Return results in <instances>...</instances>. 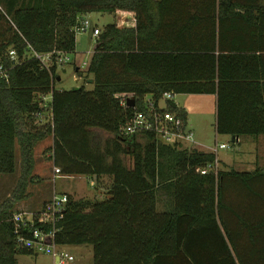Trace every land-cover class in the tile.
<instances>
[{
  "label": "trees",
  "instance_id": "trees-1",
  "mask_svg": "<svg viewBox=\"0 0 264 264\" xmlns=\"http://www.w3.org/2000/svg\"><path fill=\"white\" fill-rule=\"evenodd\" d=\"M0 4V174L16 171L18 147L15 197L25 198L35 147L52 138L62 174L111 178L104 199L69 194L58 244L91 245L93 264H264V167L201 173L214 152L165 143L151 130L123 133L147 96L158 104L173 91L216 94L219 134H264V0ZM117 10L135 12L136 26L110 23L96 37L83 71L93 88L56 89L58 66L50 72L29 52L74 53L79 16ZM124 95L135 105L122 104ZM166 109L187 122L182 107ZM14 214L8 201L0 205V264L32 254L19 245Z\"/></svg>",
  "mask_w": 264,
  "mask_h": 264
},
{
  "label": "rangeland",
  "instance_id": "rangeland-1",
  "mask_svg": "<svg viewBox=\"0 0 264 264\" xmlns=\"http://www.w3.org/2000/svg\"><path fill=\"white\" fill-rule=\"evenodd\" d=\"M87 18L95 25L98 24L103 28L110 23L116 21L114 12L111 11H94L87 14ZM76 51L69 53V61H65L59 64L57 67V74L61 79H57L55 82L56 89H73L85 85L86 88H93L83 73L88 61L91 57V50L96 45V38L90 37V31H78L76 33ZM79 67L80 70H77ZM79 74H82L79 76ZM51 95V94H49ZM210 98V99H208ZM205 100H188L189 106L192 108V116L197 121V131L195 129V138L203 141L205 145L204 149L208 150L214 146L215 142H224L229 144V148L220 149L217 153L218 169L234 168L239 170H253L256 167H264V151L260 149L256 150L254 144L248 143L244 146H238V142L232 144V137L230 135L217 134L215 131V115L214 108H212L211 97ZM51 100V96L44 99L46 103ZM166 99L160 100V105L163 107L166 104ZM185 101V95H175V102L178 105L183 104ZM187 101V100H186ZM41 117L46 120H50V110L46 109ZM111 134L104 131H100V136L104 140ZM218 136V137H216ZM235 142V140H234ZM53 141L51 138L39 142L34 151V166L31 170V174L35 175V181H29L27 178L28 187L24 194L25 198H17V185L21 180L22 163L19 148L17 147V160L16 171L14 173L0 174V205L8 201L11 206V210L14 213L23 210L39 211L43 208L44 199L48 200L53 196V193H67L72 195L76 199H104L106 191L111 184V178L109 176H102L101 179L96 180L93 178L91 182L89 176H79L75 179H51L48 182H41L39 177L50 176L51 167L54 164L53 159ZM124 158L128 165L133 164L132 154L126 152ZM29 175V176H30ZM42 175V176H41ZM66 190V191H63ZM74 191L70 193L68 191ZM47 201V202H48ZM46 202V203H47ZM75 258L71 262L66 264H93V251L91 247L85 245H68L65 246ZM80 254V255H79ZM17 264H53V257L50 253H32V254H20L17 256Z\"/></svg>",
  "mask_w": 264,
  "mask_h": 264
},
{
  "label": "built area",
  "instance_id": "built-area-1",
  "mask_svg": "<svg viewBox=\"0 0 264 264\" xmlns=\"http://www.w3.org/2000/svg\"><path fill=\"white\" fill-rule=\"evenodd\" d=\"M0 9L4 10L0 4ZM74 30L90 31L93 36H98L102 31L99 26H95L89 18L79 17L78 24ZM9 57L13 61H18V52L16 49L9 50ZM68 52L62 50H51L47 52H38L32 50L29 57H35L39 60L40 66L51 72L55 65L69 61ZM0 74L7 77V68L0 64ZM176 93L173 91H165L162 98L172 100ZM47 95H44V99ZM132 95H124L122 104H127L128 99ZM146 108L136 112L134 118L124 128L123 133L126 135L134 134L138 131L151 130L155 132L157 137L169 144L179 147L196 148V138L194 130L187 126L181 116L176 112L167 110L159 103H155L146 98ZM229 144L224 142H216L213 152L216 154L214 162L200 169L201 173L210 171H218L217 153L220 149L227 148ZM56 173H61L59 167L54 166ZM93 183V182H92ZM69 200L67 193H53L51 199L43 205L39 211L23 210L14 214V232L16 234L19 245L32 253H50L53 257V264H66L74 260L75 256L69 252L64 246L56 241V233L59 230L58 222L63 218V212ZM37 215V216H35Z\"/></svg>",
  "mask_w": 264,
  "mask_h": 264
},
{
  "label": "crops",
  "instance_id": "crops-1",
  "mask_svg": "<svg viewBox=\"0 0 264 264\" xmlns=\"http://www.w3.org/2000/svg\"><path fill=\"white\" fill-rule=\"evenodd\" d=\"M115 13V16H116V21H115V23L117 24V26L118 27H135L136 26V17H135V12H133V11H129V10H117L116 12H114ZM80 17V16H79ZM81 17H87V14H82L81 15ZM98 24H95V26H97ZM90 37L91 38H96L97 36H93L92 35V32H90ZM96 46V45H95ZM94 49H95V47L90 51L91 52V54L93 53V51H94ZM79 76H80V74H79ZM58 79H61L60 78V76L58 77ZM89 80V79H88ZM91 84H93V83H91ZM94 85V84H93ZM180 94V93H179ZM182 95H185V101H184V103L182 104L181 103V105H178V102H175V97L172 99V100H167L166 101V104H165V106H163V107H167V105H168V103L170 102V101H174L176 104H177V106H179V107H182L183 109H185L186 111H187V114H188V119H187V126L189 127V128H191V129H193L194 130V132H195V129H196V131H197V128H198V126H197V121H195V119H194V117L192 116V108H191V105L189 106V101L188 100H199V99H201V101L202 100H205L206 98H208V97H211V104H212V108H214V115H215V131H216V133L219 135V133L217 132V128H216V118H217V95L216 94H206V93H181ZM48 96H51V95H47L46 97H45V99H47L48 98ZM146 98H149V96H147ZM208 99H210V98H208ZM187 100V101H186ZM159 105H160V101H159ZM161 106V105H160ZM196 133V132H195ZM199 132L197 131V134H198ZM224 135H227V134H224ZM231 136V135H230ZM216 137H218V136H216ZM232 137V136H231ZM48 139V138H47ZM52 139V138H51ZM232 139H234L233 137H232ZM46 140V139H45ZM202 140V139H201ZM201 140H197L196 139V141H197V145H196V148H198V149H201V150H203V151H210V152H213V147L215 146V144H214V146H212V147H210L208 150H205L204 149V144L202 143L203 141H201ZM234 140H235V142H234ZM234 140H232V144L233 143H236V142H238V146H244L245 144H248V143H252V144H254V147L256 148V150H258V149H260L261 151H264V134H261V135H258V136H252V135H243V136H240V137H237L236 139H234ZM53 141V140H52ZM217 142V141H216ZM215 142V143H216ZM228 148H229V146H228ZM224 149H226V148H224ZM264 155V154H263ZM54 164H53V166L51 167V171H50V176H43V177H39L41 180V182H48V181H50L51 179H53V180H55L56 181V179H60V178H62V179H75L76 177L78 178L79 176H85V175H80V174H74V175H65V174H62V173H56L55 172V168H54ZM42 176V175H41ZM95 178V177H94ZM90 179H92V181L91 182H93V177H90ZM101 179V178H100ZM63 191H66V190H63ZM68 192H70V193H73L74 191H68ZM51 199V198H50ZM49 199V200H50ZM48 200L46 199H44V204H46V202H47ZM33 211V210H32ZM65 246H67V245H65ZM64 246V247H65ZM80 246V245H79ZM82 246V245H81ZM86 247H91L92 248V246L91 245H85ZM68 250V249H67ZM69 251V250H68ZM92 251H93V249H92ZM70 252V251H69ZM80 255V254H79ZM75 256V255H74ZM73 261V260H72ZM69 262H71V261H69Z\"/></svg>",
  "mask_w": 264,
  "mask_h": 264
},
{
  "label": "water",
  "instance_id": "water-1",
  "mask_svg": "<svg viewBox=\"0 0 264 264\" xmlns=\"http://www.w3.org/2000/svg\"><path fill=\"white\" fill-rule=\"evenodd\" d=\"M78 70V69H77ZM82 74H80V76H81ZM90 83H93L94 82V80H93V78H89V80H88ZM170 103H172L173 104V106H177V104L174 102V101H170ZM128 105H135V100L133 99V98H129L128 99Z\"/></svg>",
  "mask_w": 264,
  "mask_h": 264
}]
</instances>
